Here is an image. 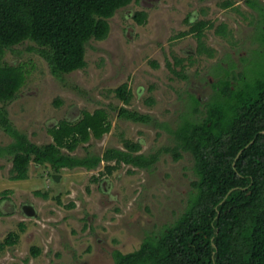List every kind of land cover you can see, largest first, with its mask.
<instances>
[{
    "label": "rangeland",
    "instance_id": "rangeland-1",
    "mask_svg": "<svg viewBox=\"0 0 264 264\" xmlns=\"http://www.w3.org/2000/svg\"><path fill=\"white\" fill-rule=\"evenodd\" d=\"M224 1H131L108 19L110 30L105 39L88 42L87 65L65 75L63 82L50 74L47 63L35 51L26 50L28 41L11 47L4 58L23 64L26 80L7 105L10 120L31 141L41 144L51 140L47 126L62 115L75 118L81 110L103 107L111 128L100 139L86 143L93 154H102L107 147L123 148L125 139L140 141L139 152L143 153L173 146L171 131L183 115L190 114V94L204 102L213 93L218 78L214 72L219 71L216 63L226 67L232 59L235 65L226 77L234 84L243 70L256 69L250 64L258 61L253 53L258 42L252 36L257 39L258 28L263 26L256 4L230 0L231 4L224 6ZM257 1L264 6V0ZM136 10L146 12L144 24L132 18ZM189 17L192 19L186 22ZM197 20L212 24L203 29L199 39L192 33L178 35ZM222 24L226 26L224 35L217 32ZM121 84L131 92L129 104L115 94ZM55 99H61V106L54 104ZM121 105L150 114L156 123L119 118L118 110L111 106ZM11 141L0 128V146ZM72 154L85 152L79 146ZM11 167L9 159L0 157V242L8 232H18L19 237L14 245L0 249V264H114L113 249H134L146 232L182 213L195 179L193 158L185 151L178 159L161 153L152 170L121 163L107 175L101 173L104 162L92 170L64 168L57 174L58 182L39 177L40 167L33 162L28 165L26 179L11 180ZM49 188L60 193L61 203ZM35 190L48 196H37ZM23 204L35 210V215L24 214L20 210ZM32 247L39 249L36 256Z\"/></svg>",
    "mask_w": 264,
    "mask_h": 264
},
{
    "label": "trees",
    "instance_id": "trees-1",
    "mask_svg": "<svg viewBox=\"0 0 264 264\" xmlns=\"http://www.w3.org/2000/svg\"><path fill=\"white\" fill-rule=\"evenodd\" d=\"M131 1L0 0V128L12 137L7 145L0 146V157L12 162L11 180L26 179L30 162L40 167L39 177L58 182L52 174H59L64 168L92 170L104 162L101 173L107 175L121 163L152 170L161 153H171L178 159L181 152H189L195 179L182 213L146 232L134 249H113L114 264H264V6L257 0H245L249 6L256 4L263 24L258 28V38L252 36L258 42L253 48L258 61L250 64L256 69L247 73L243 70L234 84L226 77L235 65L232 59L226 67L216 63L219 71L214 72L218 78L213 83V93L204 102L190 94V114L183 115L171 131L175 139L171 147L143 153L139 152L140 141L125 139L123 148L107 147L102 154H93L86 143L92 138L100 139L111 128L108 111L103 107L81 110L75 118L62 115L47 126L51 140L41 144L31 141L10 120L7 105L24 85L26 70L23 64L8 62L4 58L6 50L28 41L26 50L35 51L47 63L50 74L63 82L65 75L87 65L88 42L105 39L110 30L108 19ZM230 4V0L223 3ZM131 16L140 25L147 19L143 10H136ZM211 25L197 20L178 35L192 33L199 39L203 29ZM225 27L218 26L217 32L224 35ZM255 29L254 26L253 32ZM179 62L180 59L176 61ZM114 91L124 104H129L131 92L126 84ZM54 104L61 106V99H55ZM111 107L118 110L119 118L156 123L148 113L122 105ZM197 114L203 116L195 118ZM79 146L85 154H72ZM49 189L61 203L60 193ZM34 193L48 196L40 190ZM23 228L20 225L21 231ZM18 237V232H8L0 249L14 245ZM31 252L36 256L39 249L32 247Z\"/></svg>",
    "mask_w": 264,
    "mask_h": 264
},
{
    "label": "flooded vegetation",
    "instance_id": "flooded-vegetation-1",
    "mask_svg": "<svg viewBox=\"0 0 264 264\" xmlns=\"http://www.w3.org/2000/svg\"><path fill=\"white\" fill-rule=\"evenodd\" d=\"M25 204H23L20 207V210L24 213V214H31V215H35V210H33L32 208L28 207V206H24Z\"/></svg>",
    "mask_w": 264,
    "mask_h": 264
},
{
    "label": "water",
    "instance_id": "water-1",
    "mask_svg": "<svg viewBox=\"0 0 264 264\" xmlns=\"http://www.w3.org/2000/svg\"><path fill=\"white\" fill-rule=\"evenodd\" d=\"M239 153H240V152H239ZM239 153H238V154H239ZM58 175H59V174H58ZM58 175H57V174H53L52 176H53V178H54L55 180H58V178H59V176H60V175H59V176H58Z\"/></svg>",
    "mask_w": 264,
    "mask_h": 264
}]
</instances>
